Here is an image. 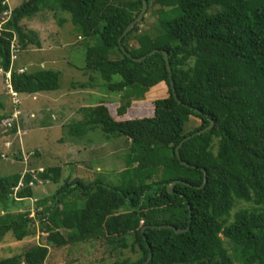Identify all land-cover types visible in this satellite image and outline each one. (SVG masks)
Instances as JSON below:
<instances>
[{"label":"trees","instance_id":"trees-1","mask_svg":"<svg viewBox=\"0 0 264 264\" xmlns=\"http://www.w3.org/2000/svg\"><path fill=\"white\" fill-rule=\"evenodd\" d=\"M146 1L148 11L123 36L143 0H24L14 9L0 0V69L10 74L14 97L61 89L60 72L13 63L16 52L41 46L24 20L54 12L83 46L93 43L78 70L87 81L75 85L120 100L90 101L83 119L67 126L69 137L87 145L84 137L101 131L113 139L116 152L108 158L124 165L118 184L79 177L39 200L34 185L64 180L60 164L0 176V242L36 239L37 224L43 235L0 264H47L53 251L87 243L96 249L97 242L112 255L136 254L112 264H145L150 254L148 264H264V0ZM152 5L159 6L161 28L144 34L140 25ZM165 8L181 14L163 19ZM161 91L169 96L154 101L153 117L117 121L105 104L118 101L122 117L134 101ZM211 120L214 126L196 135ZM95 160L71 166L92 168ZM33 199L34 216L21 209ZM162 226L190 229L177 234Z\"/></svg>","mask_w":264,"mask_h":264},{"label":"rangeland","instance_id":"rangeland-1","mask_svg":"<svg viewBox=\"0 0 264 264\" xmlns=\"http://www.w3.org/2000/svg\"><path fill=\"white\" fill-rule=\"evenodd\" d=\"M23 1L8 0V3L10 8L14 9ZM158 7V5L156 7L152 5L147 19L140 25V31L144 34H150V29L153 27L157 30L161 28ZM163 12V19H175L181 14L180 11L170 8H165ZM67 16L70 19V16ZM21 25L26 32H35L41 46L31 45L26 51L14 52L13 63H18L19 67L27 70L43 68L60 72L61 89L34 96L22 95L17 98L14 97L15 94L10 87V74L5 77L0 69V103L3 104V108L0 109V152L4 155L0 159V176L13 175L17 172L24 175L49 164H60L65 171L62 176L64 180L59 184L39 182L38 186L34 185L36 200L57 192L65 180L71 183L72 179L76 180L79 177L89 181L101 177L112 184H118L117 180L120 181L118 174L124 169V165L123 161H117L115 165L111 162L110 156L108 158L110 153L116 152L109 148V146L112 148L113 139L108 141L111 137L108 138L104 134L103 137L102 132L96 130L84 137L87 145L81 144L69 137L67 127L73 121L83 119L84 114L81 110L93 106L89 103L90 101L97 102L103 100L104 97L120 100L119 97L111 94L104 95L99 88L80 89L75 85L78 81H87L78 70L86 66L85 47L93 43L87 41L84 42L86 46H83V41L73 25L70 22L61 24L60 16L47 10L32 19L24 20ZM130 43L138 47L136 40ZM90 92L95 95H90ZM166 95L163 91L157 93L156 96L148 93L144 100L134 101L126 115L122 117L117 115L119 103L116 102L118 101H108L105 104L110 107L117 121L142 119L153 117L154 101L169 96L168 94L165 97ZM87 97L88 102L85 101ZM193 119L190 117L191 121ZM188 127L189 125L186 124V128ZM89 141L93 144L89 145ZM119 156L120 154L117 155ZM18 158H21V161ZM92 159H96L92 163V168H86L85 165L74 168L71 166L76 165L74 163L76 160H88L89 163ZM36 200H25L24 207L21 209L33 211L32 216H34ZM37 230L36 239L27 240L23 245L12 240L1 241L0 260L12 256L11 253L14 250L20 251L38 242L43 236L38 229V224ZM96 246V249H91L87 243L80 249L72 247V252H69L70 248L53 251L47 264H112L122 255L121 252L112 255L113 252H109L102 242H97ZM122 253L123 258L136 257L135 253Z\"/></svg>","mask_w":264,"mask_h":264},{"label":"water","instance_id":"water-1","mask_svg":"<svg viewBox=\"0 0 264 264\" xmlns=\"http://www.w3.org/2000/svg\"><path fill=\"white\" fill-rule=\"evenodd\" d=\"M147 9H148L147 1H146V0H143V9H142L141 13H140L139 16L136 18V20H135L134 22H132V23L129 25V27L126 29V31H125V33H124L123 36L127 35V34H128V33H129L134 27H135V25H136L138 22L141 21V19L144 17V15H145L146 12H147ZM120 45H121V47H122V49H123V52H124L128 57L131 58V55L128 54L127 52H125V50H124V48H123V46H122L121 40H120ZM158 52H160V51H159V50H155V51L152 52V54H154V53H158ZM162 54L164 55V58H165V61H166V64H167L168 72L171 73V67H170V64H169V55H168L167 52H162ZM143 59H145V58L134 59V60L140 62V61H142ZM171 82H172V81H171ZM172 86H173V84H172ZM175 97H176V94H175ZM176 98H177V97H176ZM177 101H178L179 104H181V105L183 104L180 100H178V98H177ZM211 123H212V124H211L210 127L204 129V130L201 131V132H198L196 135L201 134V133L205 132V131L208 130V129H211V128L214 126V121L211 120ZM189 138H191V137L186 138V140L189 139ZM181 145H182V144H181ZM181 145H180V146H181ZM180 146H179V147H180ZM179 147H178V149H179ZM178 149H177V153H178ZM182 164H183L184 166L190 167V165L187 164V163H182ZM204 177H205V178H204V185H205L206 182H207L206 173L204 174ZM175 185H176L175 183H172L171 185L168 186V191H169L171 194H174V193H175V190H174ZM191 217H192V215H191ZM154 227L156 228V226H154ZM161 228H169V229H172V230H174L177 234L186 233V232H188L189 229H190V227H189L188 229L183 230V229H178V228H176V227H174V226H162ZM145 229H146V227L142 230V233H144ZM148 248L150 249V246H149ZM151 259H152V254H150L149 259H148V261H147L145 264H148V263L150 262Z\"/></svg>","mask_w":264,"mask_h":264}]
</instances>
